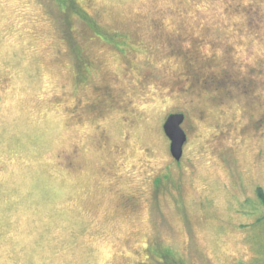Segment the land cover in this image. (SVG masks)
<instances>
[{
  "label": "rangeland",
  "instance_id": "1",
  "mask_svg": "<svg viewBox=\"0 0 264 264\" xmlns=\"http://www.w3.org/2000/svg\"><path fill=\"white\" fill-rule=\"evenodd\" d=\"M247 2L76 0L97 30L67 0H0V264H138L157 244L153 264H264V0L253 24ZM221 76L239 82L217 102Z\"/></svg>",
  "mask_w": 264,
  "mask_h": 264
},
{
  "label": "flooded vegetation",
  "instance_id": "2",
  "mask_svg": "<svg viewBox=\"0 0 264 264\" xmlns=\"http://www.w3.org/2000/svg\"><path fill=\"white\" fill-rule=\"evenodd\" d=\"M67 4H69V8H70V10H71V13H72V10L74 9V4L76 3V0H67ZM72 2V3H71ZM71 4H72V7H71ZM80 7H78V9H77V7H76V5H75V11H80ZM72 17V16H71ZM69 26H67V29L69 30V37L71 36L72 38H74V29H73V21L72 20H70L69 22ZM75 41V40H74ZM74 47L72 48V44H71V47H70V50H71V53H72V55H74V58L76 59V69L78 70V71H76L77 72V78H79V79H82L83 77H84V75L82 74V72L83 71H86V72H89L90 71V68H92V61H90V59H87L86 57H85V55H84V53H83V51L80 49V56H78V54H77V52H76V48L78 47V46H76V45H73ZM79 48V47H78ZM81 54L83 55V60H84V62L82 63V65H80L79 64V61H78V57L80 58L81 57ZM83 64H84V66H83ZM91 72V71H90ZM186 80H187V77H186ZM215 84V83H214ZM209 89V88H208ZM177 112H183L184 113V115H185V118H184V121H183V123L182 124H184L185 123V121H186V119H187V117H188V114H187V112L186 111H175V112H170V113H177ZM169 113V114H170ZM168 114V115H169ZM168 117V116H167ZM167 117H166V119H167ZM165 119V120H166ZM183 127V126H182ZM186 131V130H185ZM186 133H187V141H186V143L188 142V132L186 131ZM186 143L184 144V148H185V145H186ZM169 150H170V146H169ZM171 153V152H170ZM171 156H172V154H171ZM183 156H184V151H183V155H182V157H181V159L180 160H176L173 156V158H174V163L176 164V165H179L180 164V162H181V160H182V158H183ZM164 177H166V176H164ZM171 184H173V188H175V189H177V190H179L181 187H182V183L180 182V180L179 179H177V178H173L172 179V182H171ZM179 193L180 192H177V194L179 195ZM179 197V196H178ZM180 198V197H179ZM161 248H164L165 249V247L163 246V245H161V244H157V245H155V247H149L148 249H149V252H147V259H148V261H142L141 263L139 262L138 264H153L152 263V256H154V257H161L162 256V251H161ZM156 254V255H155ZM160 261H158V263H159Z\"/></svg>",
  "mask_w": 264,
  "mask_h": 264
},
{
  "label": "trees",
  "instance_id": "3",
  "mask_svg": "<svg viewBox=\"0 0 264 264\" xmlns=\"http://www.w3.org/2000/svg\"><path fill=\"white\" fill-rule=\"evenodd\" d=\"M246 1V0H245ZM254 1H257V0H254ZM248 4H247V6H245L244 7V9H243V11L244 12H248L249 14H247V16L248 17H250L251 18V24H253V22H255L256 21V19H254L253 17V15H256V9H254L253 7L251 8V7H249L250 6V3H253V0H249V2H247ZM238 9V8H237ZM259 11H260V7H259V9H258V14H259ZM78 12V14H80V17L85 21V22H87L89 25H91L92 27H94L95 29H97V30H101V29H103L102 28V26L101 25H99L92 17H89L85 12H83L82 11V9H80V11H77ZM104 30H106L107 32H106V34H109V35H113L114 36V38L116 37V39H117V41H109V37L107 38V40L109 41V42H112V43H115L116 45L117 44H119V42L121 41V39H120V37H122V34L121 33H119V32H115V31H111V30H107V29H104ZM108 35V36H109ZM105 37V36H104ZM120 40V41H119ZM73 45H76V43H72V48L74 47ZM77 46V45H76ZM221 81H220V84L221 85H219V86H216V89L214 88V83L212 82V81H210L208 84H207V86H208V88H210V90H217L216 91V93L214 94L213 93V95L215 96V99H216V101H217V99L219 98V96H220V91H222V86H225V82H227V83H234L235 81L236 82H239L238 80H236V79H234V78H231V77H229V76H221V79H220ZM244 80L245 79H242L241 80V82H243V84L245 83L244 82ZM222 82V83H221ZM240 82V83H241ZM245 86H248V84H246ZM218 102V101H217ZM164 129V128H163ZM165 132V131H164ZM164 177V176H163ZM163 177L162 176H158L157 178H156V184H157V187H159V185H160V183H161V181H162V179H163ZM259 189H260V187H258V192H259ZM260 196H261V198H263V200H264V193H260ZM161 253H163V254H166V251H168L167 250V248L165 247V249H164V252H163V248H161ZM161 262H159V264H160Z\"/></svg>",
  "mask_w": 264,
  "mask_h": 264
},
{
  "label": "water",
  "instance_id": "4",
  "mask_svg": "<svg viewBox=\"0 0 264 264\" xmlns=\"http://www.w3.org/2000/svg\"><path fill=\"white\" fill-rule=\"evenodd\" d=\"M184 118L183 112L170 113L163 124L165 134L170 139V152L176 160L181 159L187 141V133L182 127Z\"/></svg>",
  "mask_w": 264,
  "mask_h": 264
}]
</instances>
